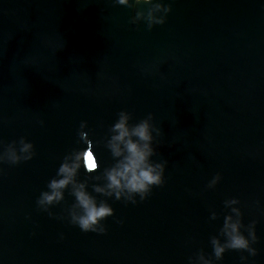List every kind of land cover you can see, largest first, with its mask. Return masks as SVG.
I'll return each mask as SVG.
<instances>
[{"label":"water","instance_id":"95a60500","mask_svg":"<svg viewBox=\"0 0 264 264\" xmlns=\"http://www.w3.org/2000/svg\"><path fill=\"white\" fill-rule=\"evenodd\" d=\"M166 2V22L148 30L129 22L148 5L0 0V142L24 137L36 153L0 165V264H188L211 254L230 198L245 225L256 221L248 264H264V0ZM121 110L131 123L152 113L163 132L154 159L168 161L164 185L135 205L93 192L114 163L104 140ZM81 121L100 167L76 179L114 210L102 235L36 206L63 157L86 147ZM73 203L66 190L51 211L66 216Z\"/></svg>","mask_w":264,"mask_h":264},{"label":"clouds","instance_id":"9594fccd","mask_svg":"<svg viewBox=\"0 0 264 264\" xmlns=\"http://www.w3.org/2000/svg\"><path fill=\"white\" fill-rule=\"evenodd\" d=\"M114 6L141 8L148 5L147 12L137 10L130 19L131 24L144 22L148 30L154 26L163 25L166 17L172 10L166 0H112ZM132 116L128 111L121 110L117 119L108 128L104 140V147L110 152L114 163L103 172L102 185H93V192L106 198H114L125 204H137L145 201L152 193L153 188L162 187L165 183L167 160H155L158 155L156 145L158 138L163 135L160 127L153 121L152 113L136 123H131ZM43 124V121H40ZM88 129L87 121H81L77 132L78 143L82 148L73 149L63 157L56 174L47 183V190L42 191L36 200V206L49 217L64 220L78 227L84 233L105 234L104 224L109 217L114 216V210L107 199L98 200L87 190L86 182H78L76 177L81 168L85 173L98 172V158L94 154L96 141H93ZM36 155L34 145L21 137L7 145L0 142V165L16 166L22 162L31 161ZM2 171V169H0ZM221 175L215 174L206 188L213 190L221 181ZM99 179V177H97ZM70 189L74 203L66 209L67 215L56 216L51 209L64 201V193ZM240 200L236 198L225 199L224 207L228 213L224 215L219 237L210 239L211 254L203 251L195 253L188 258V264H219L228 251L247 253L241 255V264H248L249 257L257 256L254 244L258 242L256 234V221L247 225L243 222V213L239 207ZM258 203V202H257ZM216 213L210 212L209 219L215 220ZM121 223V221H117ZM63 238L61 234V239Z\"/></svg>","mask_w":264,"mask_h":264}]
</instances>
